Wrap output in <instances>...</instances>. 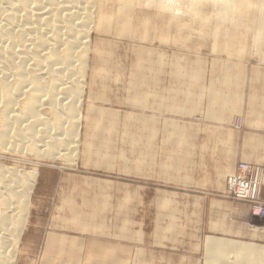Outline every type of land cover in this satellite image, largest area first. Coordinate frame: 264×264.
I'll return each mask as SVG.
<instances>
[{
	"label": "rangeland",
	"instance_id": "obj_1",
	"mask_svg": "<svg viewBox=\"0 0 264 264\" xmlns=\"http://www.w3.org/2000/svg\"><path fill=\"white\" fill-rule=\"evenodd\" d=\"M197 3L100 4L77 161L0 150V166L37 172L17 264H207V238L253 244L264 256V216L228 184L240 163L264 169V21L254 6L224 18ZM209 110L238 115L231 128L208 131L200 115ZM203 141L234 145L232 158L245 160L216 164L229 161L226 150ZM204 178L221 190L201 198ZM263 189L264 178L262 202ZM247 208L255 232L243 238L226 222ZM211 221L233 232L218 234Z\"/></svg>",
	"mask_w": 264,
	"mask_h": 264
},
{
	"label": "bare ground",
	"instance_id": "obj_2",
	"mask_svg": "<svg viewBox=\"0 0 264 264\" xmlns=\"http://www.w3.org/2000/svg\"><path fill=\"white\" fill-rule=\"evenodd\" d=\"M104 1L0 0L1 151L77 161L91 37ZM238 1L195 0L224 18L254 6L264 21V0ZM36 184V171L0 166V264H17ZM206 246L214 257L207 264H264L263 248L253 244L207 238Z\"/></svg>",
	"mask_w": 264,
	"mask_h": 264
},
{
	"label": "crops",
	"instance_id": "obj_3",
	"mask_svg": "<svg viewBox=\"0 0 264 264\" xmlns=\"http://www.w3.org/2000/svg\"><path fill=\"white\" fill-rule=\"evenodd\" d=\"M238 114H234L231 112H219L217 110L211 111L209 110L208 112H204L203 114L200 115V121H202V127L205 129L207 128L208 131H211L212 129H223L224 127H232V122L234 121L235 116ZM248 120L246 118V124H248ZM263 124L262 120H259V125L261 126ZM189 144V145H188ZM198 146H200L198 144V142L194 143V147L193 143H186V145L184 146L185 149H191V148H196ZM180 147L183 148L182 145H180ZM201 148L205 149V150H226V153H221V155L223 156V158L226 160L229 159V161H223V162H216V164H220V165H230V166H235L236 161L238 160H245L242 158H238V159H233L232 158V154L233 152L229 153V150H234V145H229V143H226L224 141H216V142H206L203 141L201 144ZM251 149H257V147L250 145ZM253 156H245L244 158H249L251 159ZM217 182V183H216ZM198 185H196V188L198 189L197 193L200 194L201 198H203L204 196H207V193L209 191H220L221 189L218 188V186H221L220 183L218 181H213L207 178L201 179L199 181V183H197ZM217 188V189H216ZM224 189V187H222V190ZM264 191V189L262 190ZM213 203H211L210 206H212ZM35 209L36 207H38V193L36 192V195L34 196V206ZM214 211V210H212ZM250 213H249V209H244L243 210V218L241 219H235L232 220L231 223L229 224L228 222H226V225H229L230 228L233 227L235 229V231L241 235V237L243 238H248L251 235L254 234L255 230L253 229L254 226L251 223V217H250ZM35 224H38V220L36 221ZM210 228L211 229H218V231H220L218 234H222V230H231L233 232V229H230L229 227L225 226V224H223V222H213L211 221L210 224ZM28 244V239L27 237H25V242H24V249H26V245Z\"/></svg>",
	"mask_w": 264,
	"mask_h": 264
},
{
	"label": "built area",
	"instance_id": "obj_4",
	"mask_svg": "<svg viewBox=\"0 0 264 264\" xmlns=\"http://www.w3.org/2000/svg\"><path fill=\"white\" fill-rule=\"evenodd\" d=\"M241 122V120L239 121ZM238 125V127H240ZM259 170L262 174L259 175ZM264 169L257 165L240 163L237 174L229 178V191L237 201H247L252 205L253 214L264 216V202L261 200ZM255 209H259L256 211Z\"/></svg>",
	"mask_w": 264,
	"mask_h": 264
}]
</instances>
